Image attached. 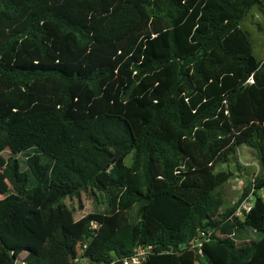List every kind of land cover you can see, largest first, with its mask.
<instances>
[{"label": "trees", "instance_id": "16d2710c", "mask_svg": "<svg viewBox=\"0 0 264 264\" xmlns=\"http://www.w3.org/2000/svg\"><path fill=\"white\" fill-rule=\"evenodd\" d=\"M256 6L0 0V264H124L138 247L140 264H264V60L240 26ZM244 145L261 172L240 216L215 168ZM89 190L104 210L69 219L63 200Z\"/></svg>", "mask_w": 264, "mask_h": 264}, {"label": "rangeland", "instance_id": "374dc122", "mask_svg": "<svg viewBox=\"0 0 264 264\" xmlns=\"http://www.w3.org/2000/svg\"><path fill=\"white\" fill-rule=\"evenodd\" d=\"M240 26L249 32L255 56L258 59L264 60V9L257 6L253 7L241 21ZM9 154V149L4 150L0 154V173H2ZM132 158V152L126 153L125 160L127 163L130 164ZM220 170L231 171L233 173L230 179L220 188L226 199V206L232 207L238 204V207L243 208V206L254 201L255 194L253 193L252 195V192L241 200L245 188L251 184L253 178H256L261 172L259 154L254 148L245 145L240 146L235 152V155L230 158V161L217 163L215 171L217 172ZM257 193L264 197V188L258 189ZM63 202L67 207L66 213L69 216L68 218L76 220L92 211H103L106 205V198L101 192L95 195L89 190L82 191L79 196L74 198L67 197ZM61 213H64V211ZM137 213L138 207L135 206L130 211L131 218L137 219ZM256 237H259V234H257ZM8 244L9 241L0 234V245L7 246ZM26 254L27 251L24 250L19 253L18 258H25ZM59 257H66L68 260L70 258L69 254L64 251H59ZM70 260L72 261V259ZM85 260L86 259L81 258L79 261L74 260L73 262L77 264Z\"/></svg>", "mask_w": 264, "mask_h": 264}, {"label": "built area", "instance_id": "2783aa9c", "mask_svg": "<svg viewBox=\"0 0 264 264\" xmlns=\"http://www.w3.org/2000/svg\"><path fill=\"white\" fill-rule=\"evenodd\" d=\"M252 82L253 79H250ZM253 182H255V177L253 178ZM252 192L251 194L253 195L254 193V188L250 191ZM253 205L252 203H249L246 206H243V208L238 207L236 214L242 216L244 212H248ZM95 226V224H94ZM208 240V234L207 233H201L200 235H197L196 237L192 238L188 244L186 245V248L198 253V254H203V246L204 242ZM149 249L143 248V247H138L135 249L134 253L130 257H125L123 258V263L124 264H140L142 261H144L147 258L148 251ZM79 259L77 258L76 261ZM15 264H27L25 261V258H17Z\"/></svg>", "mask_w": 264, "mask_h": 264}]
</instances>
